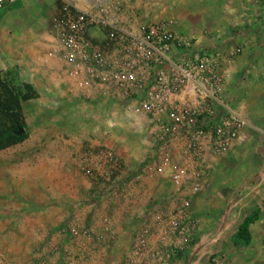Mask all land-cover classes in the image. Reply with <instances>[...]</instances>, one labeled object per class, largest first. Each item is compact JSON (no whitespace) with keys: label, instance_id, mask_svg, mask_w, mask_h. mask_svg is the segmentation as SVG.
Instances as JSON below:
<instances>
[{"label":"rangeland","instance_id":"1","mask_svg":"<svg viewBox=\"0 0 264 264\" xmlns=\"http://www.w3.org/2000/svg\"><path fill=\"white\" fill-rule=\"evenodd\" d=\"M63 1L0 10V75L29 95L25 138L0 147V264H264V0H67L94 17L86 37L108 59L161 19L230 55L224 93L247 136L203 169L196 191L145 167L146 124H111L112 97L49 56ZM256 207L245 243L235 233Z\"/></svg>","mask_w":264,"mask_h":264},{"label":"built area","instance_id":"2","mask_svg":"<svg viewBox=\"0 0 264 264\" xmlns=\"http://www.w3.org/2000/svg\"><path fill=\"white\" fill-rule=\"evenodd\" d=\"M17 1L0 0V10ZM88 15L63 1L52 16L59 42L49 56L65 62L78 86L112 97L120 110L111 124L123 117L146 124L145 167L198 190L203 169L229 156L246 127L224 93L230 55L197 47L161 19L130 36L124 59H108L86 37L94 19Z\"/></svg>","mask_w":264,"mask_h":264},{"label":"trees","instance_id":"3","mask_svg":"<svg viewBox=\"0 0 264 264\" xmlns=\"http://www.w3.org/2000/svg\"><path fill=\"white\" fill-rule=\"evenodd\" d=\"M4 93L6 101L4 102ZM29 97L4 85V78L0 75V147L4 144L21 140L26 136V123L21 114V102ZM259 208L243 216L237 227L235 237L245 243L251 238L250 225L258 219Z\"/></svg>","mask_w":264,"mask_h":264},{"label":"crops","instance_id":"4","mask_svg":"<svg viewBox=\"0 0 264 264\" xmlns=\"http://www.w3.org/2000/svg\"><path fill=\"white\" fill-rule=\"evenodd\" d=\"M52 46L54 47V44H52ZM53 47H52L51 49H53ZM51 49H50V50H51ZM47 56H48V55H47ZM52 59L57 60L56 58H52V57H51V60H52ZM246 136H247V133H246V130L244 129L243 136H242V138H241L240 140L237 141V143H238L239 141L244 140V139L246 138ZM237 143H236V144H237ZM151 183H154V182H151Z\"/></svg>","mask_w":264,"mask_h":264}]
</instances>
